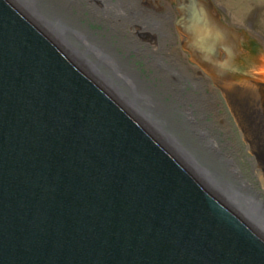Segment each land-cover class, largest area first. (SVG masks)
I'll use <instances>...</instances> for the list:
<instances>
[{
    "label": "water",
    "instance_id": "1",
    "mask_svg": "<svg viewBox=\"0 0 264 264\" xmlns=\"http://www.w3.org/2000/svg\"><path fill=\"white\" fill-rule=\"evenodd\" d=\"M175 10L213 84L264 88V50L211 1ZM107 90L0 0V264H264L257 228Z\"/></svg>",
    "mask_w": 264,
    "mask_h": 264
},
{
    "label": "bare ground",
    "instance_id": "2",
    "mask_svg": "<svg viewBox=\"0 0 264 264\" xmlns=\"http://www.w3.org/2000/svg\"><path fill=\"white\" fill-rule=\"evenodd\" d=\"M13 1L75 57L83 69L98 78L128 111L164 140L174 156L180 158L199 179L206 181L209 190L220 193L223 202L238 210L247 223L264 236V201L258 197L260 192L264 195V88L234 74H228L224 81H220L221 88L214 84L249 154L251 177L261 189L259 192L246 180L233 155L229 154L234 149L226 148L221 152L229 144L220 143L217 125L204 121L208 104L213 102V98L203 91L204 85L198 87L201 93H190L185 101H180L179 96L176 103L174 99L172 103L163 101L160 92L164 91L166 96L165 89L171 91L173 64L181 66L175 69L178 76L187 75L189 82L192 77L179 60L168 54L171 23L165 20L167 14L163 19L156 14L149 0ZM83 9L88 11L90 20L85 19L87 15H81ZM97 20L101 21L102 30L93 31L89 25H99ZM123 34L127 35L126 39ZM117 48L128 52L133 49L138 55H151L156 76L162 78L164 85L155 87L153 84L159 82H149L146 79L148 73L138 78L131 64L119 58ZM153 77L151 74L150 80ZM192 84L195 86L197 81L193 80ZM189 102L197 111L196 115L187 107ZM179 105L189 109L187 126L171 119V109H178ZM214 156L224 163V169L213 167L216 165Z\"/></svg>",
    "mask_w": 264,
    "mask_h": 264
},
{
    "label": "rangeland",
    "instance_id": "3",
    "mask_svg": "<svg viewBox=\"0 0 264 264\" xmlns=\"http://www.w3.org/2000/svg\"><path fill=\"white\" fill-rule=\"evenodd\" d=\"M149 2V5L152 7V9L156 12L157 15L162 16L163 19V17L167 14L169 19L167 18L165 20L170 21L171 23V0H149ZM215 4L219 6L222 10L221 20L226 22V24H229V26L231 27H235L237 29H244L252 38H254L255 40L257 39L258 42L264 46V0H215ZM84 6L86 5L84 4ZM73 12H76V10L74 9ZM83 14L87 15L85 18L86 20H90L89 13L87 10L83 9L81 15ZM174 18H177V12L173 13V20H175ZM99 25L98 23L97 26L89 25V28L93 31H100V29L102 30L101 21H99ZM170 27L172 33V41L170 40L167 46L168 54H171L175 58V60H179L187 68L192 77V80H190L189 82V77L187 75H172L171 82H175V85H172L175 86L174 90H177L182 96H186L189 91L193 94H199L201 92L198 90V87L204 85L203 91L209 98H213V102L211 101V103L208 104V110L206 113H204V121H207L208 123H213V125H217V133L220 143H224L225 146L229 144L227 145V147L221 150V152H223L224 150L226 151V148L234 149L233 151H230L231 153L229 154L233 155L237 165H239V168L241 169L246 180L253 184L258 191L261 190L258 185L253 181L254 179L251 177V166L248 159L249 154L246 153L244 149V143L240 138L238 128L235 125L233 118L231 117L229 111L225 108L226 105L224 104L221 98L220 91L216 86H214L210 77L205 74V72L200 69L199 66H197L190 60L188 53L181 47L182 37L178 33L176 27L174 25ZM108 30L109 28L107 29V31ZM154 33L157 32L154 31ZM122 36L124 39H126L127 37L126 34H123ZM114 38H116L115 35ZM117 50L119 53V58L126 61L128 64H131L132 69L135 70L134 73L138 78H143V74L148 73V77H146V79H148L149 82H159V84H153L155 87H160L164 85L162 78H158L156 76L153 67V58L151 55H138L133 49L129 50V52L122 51L119 48H117ZM159 53L164 55L167 54L165 51H159ZM165 62L168 61L166 60ZM176 65L177 64H173L176 70L179 67L181 68V66ZM175 69L172 70L176 71ZM151 74H154L155 77L150 80L149 77H151ZM193 80H195V82L197 81V84L195 86L192 84ZM163 92L164 91L160 92V94L163 95V101H171L172 103L173 99L171 100V94L169 93L171 92L170 89H165V92H168L166 96L163 94ZM173 112L174 117L171 118L174 122H176L179 120V113H177L175 110H173ZM213 159L214 163L216 162V165L213 166L214 168L218 170L224 169V163L221 162L219 157L214 156ZM258 197L264 201V195L262 194V192L259 193Z\"/></svg>",
    "mask_w": 264,
    "mask_h": 264
},
{
    "label": "flooded vegetation",
    "instance_id": "4",
    "mask_svg": "<svg viewBox=\"0 0 264 264\" xmlns=\"http://www.w3.org/2000/svg\"><path fill=\"white\" fill-rule=\"evenodd\" d=\"M206 1H211L212 3H213V5H214V7H215V9L217 10V12L219 13V15H220V18L222 19V10L220 9V7L219 6H217L216 4H215V0H206ZM175 3H177L178 4V0H171V26H173L174 25V23H175V20H173V13H176V10H175V6L177 5V4H175ZM175 19V18H174ZM223 21V20H222ZM224 22V21H223ZM224 23H226V22H224ZM228 26H229V24H227ZM175 26V25H174ZM233 28H235V27H233ZM235 29H237V28H235ZM237 30H243V31H245L244 29H237ZM246 32V34L248 35V37H249V39H253V40H255L254 38H252L248 33H247V31H245ZM171 36H172V33H171ZM171 41H172V38H171ZM263 49H264V46L263 45H261L259 42H258V40L256 39L255 40ZM173 56L171 55V58H172ZM174 58V57H173ZM173 69V68H172ZM171 69V76L172 75H177V71H173ZM172 85H175V82L174 81H172L171 82V100L172 99H174V100H176V101H174L175 103L176 102H178V96H179V100L180 101H185V100H187L188 99V96L190 95V91L186 94V96H182V95H180L179 94V92L177 91V90H174L175 88V86H172ZM178 90H180V89H178ZM193 113H195V115L197 114V111L196 110H194L193 109V104H192V102H189V104H188V106H187ZM189 109L188 110H186L185 109V107L184 106H182V105H179L178 106V109H171V117H174V112H173V110H175L177 113H179L178 114V121H176V123H180V124H185V126H187L188 125V122H189V120L187 119L188 118V114L190 113L189 112ZM183 114V115H182ZM172 119V118H171Z\"/></svg>",
    "mask_w": 264,
    "mask_h": 264
}]
</instances>
